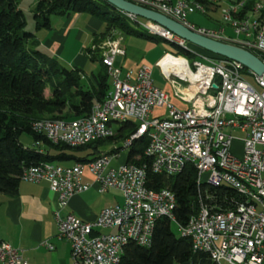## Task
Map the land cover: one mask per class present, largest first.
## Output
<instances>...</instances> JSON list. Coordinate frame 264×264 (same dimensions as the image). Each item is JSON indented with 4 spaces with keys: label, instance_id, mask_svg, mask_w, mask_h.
<instances>
[{
    "label": "built area",
    "instance_id": "obj_1",
    "mask_svg": "<svg viewBox=\"0 0 264 264\" xmlns=\"http://www.w3.org/2000/svg\"><path fill=\"white\" fill-rule=\"evenodd\" d=\"M126 1L155 11L201 36L235 44L264 63V16L262 21H253L251 29H243V24L229 25L235 34L230 38L224 36L223 29L204 30L190 24L188 16L197 12L186 0ZM240 6L238 2L223 12V21L227 12H237ZM253 12L261 15L264 7H254ZM126 16L136 24H145L148 30L176 37L152 22ZM123 37L113 31L97 47L102 50V64L111 70V90L106 103L96 102L94 112L73 122L54 127L33 124V131L43 134L53 144L82 147L115 134L117 125L110 124V115L124 117V123L125 117H133L138 124L137 132L152 130L145 156L151 160L153 173L174 176L183 170L182 157H195L203 175L221 185V192L210 193L205 188L206 179L203 184H197L198 210L184 225L178 224L180 231H191L195 235L194 245L205 246V252L212 257L224 258V264H264V204L256 201V194H264L263 77L248 71L258 87L256 90L247 81L244 67L235 61L198 55L189 64L186 58L165 54L156 66L174 87L177 98L186 104L195 102L197 116L188 117L186 108L170 105L169 94L154 87L149 68H139L134 77L127 72L120 78L114 60L125 55L121 48ZM91 49L96 46L92 45ZM166 57L183 63L178 69L165 70L160 63ZM186 65H194L199 78L189 76ZM155 109H165L166 116L153 117ZM236 131L244 137H233ZM132 139L130 136L115 148L125 151ZM234 141L240 143L239 155L233 152ZM114 157L101 155L89 164L70 167L43 163L27 168V176L20 177L22 182H45L56 195L57 236L68 241L72 264H121L129 241L140 246L150 244L158 218L176 222L175 195L168 189H148L145 165L123 168L122 163L112 167ZM84 172L90 174L99 194L116 190L122 197L121 204L103 208L90 222L65 212L71 197L90 188L82 182ZM202 187L205 189L201 191ZM236 188H243L244 196H237ZM99 229L111 232L100 233ZM43 244L53 249L51 244ZM0 263L29 264L16 248L4 241H0Z\"/></svg>",
    "mask_w": 264,
    "mask_h": 264
},
{
    "label": "trees",
    "instance_id": "obj_2",
    "mask_svg": "<svg viewBox=\"0 0 264 264\" xmlns=\"http://www.w3.org/2000/svg\"><path fill=\"white\" fill-rule=\"evenodd\" d=\"M198 2L203 5L206 13L219 7L210 0ZM238 2L241 0H236L235 4ZM257 5L259 4L255 0L245 1L237 12H232L233 19L249 18ZM33 12L36 31L50 29L52 16L88 14L100 20L104 24V31L95 36L93 44L96 49L89 48L87 54L92 61L99 62L101 72L94 77L96 86L91 89L85 87L78 71L60 66L55 59L44 54L34 34L25 31V15L19 9L17 0H0V195L5 197L17 195L20 177L24 176L27 168L43 163L60 165L70 162L71 165L67 167L75 164L86 165L101 155H116L121 151V147L107 152L103 149L111 143L119 145L137 133L138 124L135 122L119 123L112 137L74 148L51 143L43 134L33 131V124L41 120L74 121L87 116L96 102L106 101L110 92V75L101 62L102 50L97 47L100 45L99 41L102 43L111 32L166 42L141 29L126 14L103 0H38ZM263 16L264 13L258 20L262 21ZM167 43L174 49V56L191 62L196 57L190 52L188 45L201 56L215 60L224 59L190 44L185 49L175 43ZM244 75L251 77L245 68ZM47 89L50 95L45 97ZM23 134L31 137L30 147H25L20 142ZM148 144L147 135L133 140L127 150L125 163L146 166L145 185L148 189H168L175 195L174 217L177 224L184 225L197 212L199 206L197 171L193 165H186L174 176L153 173L151 160L145 156ZM205 188L208 192H221V188L209 185ZM170 224L171 221L166 217L158 218L148 246L129 241L124 247L121 264H217L208 253L193 252L190 239L173 233Z\"/></svg>",
    "mask_w": 264,
    "mask_h": 264
},
{
    "label": "crops",
    "instance_id": "obj_3",
    "mask_svg": "<svg viewBox=\"0 0 264 264\" xmlns=\"http://www.w3.org/2000/svg\"><path fill=\"white\" fill-rule=\"evenodd\" d=\"M79 15L75 14L70 17L52 16L50 18V29L36 32L40 39L37 42L44 54L52 57L58 63L62 62L63 67L78 71L82 84L91 89V87L96 86L94 77L101 72V66L98 61L91 60L87 50L94 45L95 36L99 34L96 33V26H94L96 22L92 18H86L84 14L83 16L82 14ZM71 34L73 35L72 38L75 37L78 42V46L74 48L73 53L68 54L70 49L68 41ZM138 45L140 44L137 41L127 39V36L123 37L121 48L125 51V55L118 56L114 60V67L120 71L121 79L124 78L127 72H131L132 77H134L141 65L138 61L140 53L137 49ZM165 54L157 59L155 65ZM172 62L167 65L166 70H170L171 67V70H175L179 61L175 64H172ZM91 63H97L99 68L96 70ZM167 81L169 82V80ZM170 88V102L172 99L177 107L188 108L189 103L186 104L175 96V89L171 84ZM156 110L158 109L153 111V117ZM112 149L116 148L111 143L103 150L107 152ZM122 151L124 150L116 153L112 167L119 165L118 161L122 159L120 157ZM92 181L90 174L84 172L82 182L90 185L89 190L71 197L65 208V212L72 213L87 222L94 221L103 208L122 203V197L118 191L111 190L106 194H99L97 185ZM56 205L57 197L49 189L47 183L21 181L16 196L5 197L0 195V241L11 244L28 260L29 264H72L68 241L57 236V223L54 218ZM44 242L51 244L53 249H48L43 244Z\"/></svg>",
    "mask_w": 264,
    "mask_h": 264
},
{
    "label": "rangeland",
    "instance_id": "obj_4",
    "mask_svg": "<svg viewBox=\"0 0 264 264\" xmlns=\"http://www.w3.org/2000/svg\"><path fill=\"white\" fill-rule=\"evenodd\" d=\"M37 1L38 0H17L19 9L25 15V21H26L25 31L33 33L34 36L39 31L44 30V29H41V30H37L36 31L34 29V20H33L34 12H33V9H34V6L36 5ZM242 1L245 2L247 0H241V2ZM250 1H252V0H250ZM232 3H234V4H232ZM235 3H236V0H220V1H218L216 3L217 5H219V7L215 11H208L204 15L197 12L195 14L189 15L187 20H188V22L190 24L194 25L195 27L201 28V29H204V30L224 29V31H225L224 32V36L233 38V37H235V34L233 32V29L229 26L231 24L229 22H227L226 20H225V22L223 21V11L224 10H229L230 8H232L235 5ZM255 3L259 4V5H263L264 4V0H255ZM132 4H134V3H132ZM137 6H139V5H137ZM146 9H148V8H146ZM148 10H150V9H148ZM82 16H83V14H82ZM84 16H86V18H92L94 20V22H96V24L94 23L95 24L94 26H96L95 27L96 33H98V34L103 33L104 24L100 20H98V19H96V18H94V17H92V16H90L88 14H84ZM248 17H249V19H251L250 21H255V20H258L260 18V14L252 12L251 14H249ZM72 37H73V35L71 34L70 39L68 41L69 42V46H70L68 54L73 53L74 52L73 51L74 48H76L78 46V42L75 40V37L74 38H72ZM127 39H131V40L137 41L140 44V45H138L139 47L137 48L140 51V53L138 55V61H139V64H141L138 67V69L141 68V67H144V66L149 68L151 70V72H152V81H153L154 87H156V88L162 90L163 92L169 94L171 92L170 83L161 74L159 68L155 65V62L157 61V59L159 57H161L165 53H171V54L174 55L175 54L174 49L167 42H162L160 40H158L157 42H150V41L143 40L141 38H136V37H133V36H127ZM35 40L36 41H40L39 35L35 36ZM99 44H101L100 41H99ZM187 45H188V43H186V47H187ZM188 48H189L190 52H193V55L195 57H198V55L201 56V54H199L198 51L196 52V50H194L193 47L188 45ZM171 61H173V59L170 58V57H167L160 64L162 66H164V69L166 70L165 67ZM188 62H189V64H191V60H188ZM59 64H60V66H62L63 63L60 62ZM91 64L94 66V68L96 70L99 68L97 63H94V64L91 63ZM189 66L191 67V69L193 71H195L193 65H189ZM171 68H170V70H171ZM247 81L249 82V84L251 86H253V88L258 90V87H257V85H256V83H255V81H254V79L252 77H248ZM108 84L111 87V80H109ZM44 94H45V97H48L50 95L49 92H48V89L45 91ZM170 105L175 106L176 108L181 109V110L184 109V108L177 107L172 102V99H171ZM166 113L167 112H166L165 109H158V110H156V114L154 115V117H164V116H166ZM44 120H49V119H44ZM41 121H43V120H41ZM232 135H233V137H235L237 139H240V138L244 137V135L241 134L238 131L232 133ZM20 142L25 147H30L32 140H31L30 136H28L26 134H23V135L20 136ZM233 152L235 154H237V155L240 154V143L238 141H234ZM120 154H121L120 157L122 159H121V161H118L119 164H122L121 162L123 161L124 162L123 164L126 165L125 162H126V157H127V150L126 151H122ZM60 165L61 166H69L71 164H70V162H65V163H60ZM207 177H208V175L204 174L202 176V181L206 179V182H207L209 180V179H207ZM170 228H171L172 232L175 233L176 235H181V231H180L179 225L176 222H171ZM99 232L100 233H108V232H111V230H109V229H99Z\"/></svg>",
    "mask_w": 264,
    "mask_h": 264
},
{
    "label": "bare ground",
    "instance_id": "obj_5",
    "mask_svg": "<svg viewBox=\"0 0 264 264\" xmlns=\"http://www.w3.org/2000/svg\"><path fill=\"white\" fill-rule=\"evenodd\" d=\"M186 1L192 6V8L196 12L203 14V15L206 14L205 8L203 7L202 4H200L198 2V0H186ZM210 1H216V0H210ZM243 3L244 2L241 3L240 8L243 6ZM255 7H264V6L263 5H257ZM232 8H230V9H232ZM225 11L226 10H224L223 12H225ZM225 20L227 22H229L232 26H240L241 24H243V29H251L252 28L253 21H250L251 19H249V18H245V20L233 19L232 12H227V14L224 15V22H225ZM137 25H138V27L147 31L149 34H151L153 36L161 38L162 40H165L166 42L175 43L180 47L186 48V42L183 40H179L176 37H170L167 34L162 33V32H155L153 30H148V29H146L145 24H137ZM233 45H235V44H233ZM177 61H180L176 67L178 69V68H180V64L183 63V61L180 59L173 60L172 64H175V62H177ZM194 69H195V71H193L189 65H186V73L189 76H191L192 78H199L198 69H196L195 66H194ZM108 73L111 77V70H108ZM105 103H106V101H104L102 103L98 102V104H105ZM187 103H189V107L186 108V113H187L188 117H196L197 116V108H196L195 102H187ZM94 107H93L91 112H94ZM68 122H73V121H40V122H36L34 124L36 126H41V127H54L55 124H65ZM126 122H135L136 123V121L133 117H125V123ZM119 123H124V117H120L118 115H110V124L118 125ZM113 135H115V134H113ZM145 135H147L149 140H150L152 137V130H141L140 132H137L135 135H132L133 139L126 145V150L129 149L133 140H136V139H138L142 136H145ZM110 137H112V135H108V138H110ZM182 164H183V168L186 165H193L197 171V182H198V184H203V181H202L203 171H202V169L198 168V163H196L195 157H182ZM123 168H131V164H126V165L123 164ZM25 176H27V170L25 171L23 177H25ZM206 185H209V186L214 187V188H221V185L216 184L213 179H209L207 182L205 181V187H206ZM210 193H216V192H210ZM236 193L238 196H244V189L243 188H236ZM256 201H263V204H264V194H256ZM181 236H184V237H187L190 239L191 245L193 247V252H198V253L199 252H205V246L194 245L195 244V235H192L191 231H181ZM210 258L214 262H216L217 264H224V258H215L212 256H210Z\"/></svg>",
    "mask_w": 264,
    "mask_h": 264
},
{
    "label": "water",
    "instance_id": "obj_6",
    "mask_svg": "<svg viewBox=\"0 0 264 264\" xmlns=\"http://www.w3.org/2000/svg\"><path fill=\"white\" fill-rule=\"evenodd\" d=\"M103 1L123 14L144 19L166 29L190 45L224 59L235 61L252 74L264 79V63L255 54L239 46L201 36L155 11L137 6L126 0Z\"/></svg>",
    "mask_w": 264,
    "mask_h": 264
}]
</instances>
